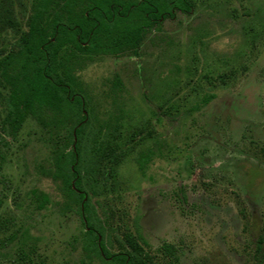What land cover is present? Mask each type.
I'll use <instances>...</instances> for the list:
<instances>
[{
	"label": "rangeland",
	"instance_id": "obj_1",
	"mask_svg": "<svg viewBox=\"0 0 264 264\" xmlns=\"http://www.w3.org/2000/svg\"><path fill=\"white\" fill-rule=\"evenodd\" d=\"M18 1L30 8L31 0ZM117 74L128 108L142 117L138 128L152 122L161 157L144 180L128 164L110 205L131 225L140 218L159 264L165 242L179 248L180 264H264V0H196L192 15L147 37L139 58L92 65L82 78L96 108L110 107L103 94ZM224 75H232L226 83ZM210 94L205 108L192 111ZM37 132L28 124L9 142L0 219L31 224L46 264H81L77 216L54 205L31 221L18 207L35 188L53 192L39 171L46 154Z\"/></svg>",
	"mask_w": 264,
	"mask_h": 264
},
{
	"label": "trees",
	"instance_id": "obj_2",
	"mask_svg": "<svg viewBox=\"0 0 264 264\" xmlns=\"http://www.w3.org/2000/svg\"><path fill=\"white\" fill-rule=\"evenodd\" d=\"M16 1L0 0V169L9 142L32 124L46 154L39 171L53 186L52 193L31 190L18 207L25 205L31 221L54 205L64 217L77 216L81 264H159L140 218L129 224L109 202L128 164L144 180L161 157L153 124L138 128L142 117L128 108L118 74L103 94L110 100L104 110L82 75L104 58H139L147 37L178 15H192L196 0H31L30 8ZM214 98L204 95L192 111ZM0 237V264H46L31 224L0 219ZM180 253L172 243L158 248L164 264H180Z\"/></svg>",
	"mask_w": 264,
	"mask_h": 264
}]
</instances>
